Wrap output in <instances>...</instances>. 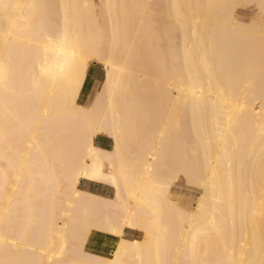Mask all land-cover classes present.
<instances>
[{
    "label": "bare ground",
    "instance_id": "obj_1",
    "mask_svg": "<svg viewBox=\"0 0 264 264\" xmlns=\"http://www.w3.org/2000/svg\"><path fill=\"white\" fill-rule=\"evenodd\" d=\"M244 9L264 0H0V264H264V23Z\"/></svg>",
    "mask_w": 264,
    "mask_h": 264
},
{
    "label": "rangeland",
    "instance_id": "obj_2",
    "mask_svg": "<svg viewBox=\"0 0 264 264\" xmlns=\"http://www.w3.org/2000/svg\"><path fill=\"white\" fill-rule=\"evenodd\" d=\"M263 17L264 16H263L262 13L252 11V9L240 10V14H239V18H240L241 21L251 22V23H255V24H259V25L264 23V18ZM92 68H94V70H98L100 77L103 78V76H104V68H103L102 64L94 63L92 65ZM79 102H81V101L79 100ZM111 147H112V145L110 143L109 149ZM90 183L108 185L107 183H103V182L82 180L80 186H81L82 189L88 191L87 189H88V185ZM108 187L110 188V196H108V197H111L113 195V190H112V188L109 185H108ZM89 192H91V191H89ZM176 192H177V194H176ZM199 193H200V190L192 188V187H190V186H188L186 184H179L177 186V188H176L175 193H174V197L177 198L180 201L181 205H184V206L188 205V207L194 208V204H195V202L197 200V197L199 196ZM126 237L130 238V239H140L141 235L139 233H137V232H135V233L128 232ZM92 238L93 239H102V238H107V237L94 235ZM111 240H113V239H111ZM113 241H114L113 245L115 246V240H113ZM87 250H92V248H91L89 243H88V246H87ZM93 252L97 253V254H100V255H103V256H108V257L111 256V251L106 253V254H101L100 252H95V251H93Z\"/></svg>",
    "mask_w": 264,
    "mask_h": 264
},
{
    "label": "crops",
    "instance_id": "obj_3",
    "mask_svg": "<svg viewBox=\"0 0 264 264\" xmlns=\"http://www.w3.org/2000/svg\"><path fill=\"white\" fill-rule=\"evenodd\" d=\"M88 75L89 76L86 78L85 84L83 86V89L79 97L81 103L83 104H86L91 100V98L100 88L103 80L99 75V71L94 70V68L92 67ZM96 142L98 145L104 148H109L111 140L106 136H99L96 139ZM87 190L105 197L110 196V188L108 187V185L105 184L90 183L88 185ZM90 240H89V244L92 250L95 252H100L101 254H106L112 251L114 246L113 245L114 241L109 238H102V239L91 238Z\"/></svg>",
    "mask_w": 264,
    "mask_h": 264
}]
</instances>
